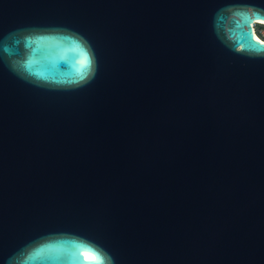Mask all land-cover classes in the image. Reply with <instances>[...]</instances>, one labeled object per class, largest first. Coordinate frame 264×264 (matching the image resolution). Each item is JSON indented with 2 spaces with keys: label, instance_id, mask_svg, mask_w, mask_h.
<instances>
[{
  "label": "water",
  "instance_id": "obj_1",
  "mask_svg": "<svg viewBox=\"0 0 264 264\" xmlns=\"http://www.w3.org/2000/svg\"><path fill=\"white\" fill-rule=\"evenodd\" d=\"M234 5L264 0H0V42L66 28L98 62L64 91L0 61V264L49 233L68 235L38 264L93 262L86 242L115 264H264V55L230 49ZM73 44L39 38L53 76Z\"/></svg>",
  "mask_w": 264,
  "mask_h": 264
},
{
  "label": "clouds",
  "instance_id": "obj_2",
  "mask_svg": "<svg viewBox=\"0 0 264 264\" xmlns=\"http://www.w3.org/2000/svg\"><path fill=\"white\" fill-rule=\"evenodd\" d=\"M230 13L226 21L225 37L230 49L236 54L264 55V39L256 32L257 24H264V8L254 5H234L227 9ZM234 21L229 28L228 23ZM53 32L66 33L74 41L72 47L62 52L58 59L60 71L53 76L46 66L48 56L39 48V38ZM217 37L219 35L217 33ZM224 43V39H221ZM227 46V45H226ZM85 57L87 63H84ZM0 61L21 80L36 87L50 90H75L89 84L96 76L98 62L91 43L80 33L66 28L54 29H17L8 33L0 42ZM68 233H49L29 241L10 256L6 264H38L41 254L50 241L56 236ZM85 250L97 255V250L90 242L85 243ZM100 255L103 259L90 262L83 259L80 264H115L114 258L106 252Z\"/></svg>",
  "mask_w": 264,
  "mask_h": 264
},
{
  "label": "built area",
  "instance_id": "obj_3",
  "mask_svg": "<svg viewBox=\"0 0 264 264\" xmlns=\"http://www.w3.org/2000/svg\"><path fill=\"white\" fill-rule=\"evenodd\" d=\"M256 32L261 39H264V24H257Z\"/></svg>",
  "mask_w": 264,
  "mask_h": 264
},
{
  "label": "snow or ice",
  "instance_id": "obj_4",
  "mask_svg": "<svg viewBox=\"0 0 264 264\" xmlns=\"http://www.w3.org/2000/svg\"><path fill=\"white\" fill-rule=\"evenodd\" d=\"M84 63H87V58L85 57V60L83 61ZM100 258V259H103V257L100 255L99 252H97V255H96V260Z\"/></svg>",
  "mask_w": 264,
  "mask_h": 264
}]
</instances>
